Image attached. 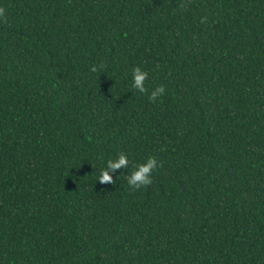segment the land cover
Segmentation results:
<instances>
[{
  "label": "trees",
  "instance_id": "trees-1",
  "mask_svg": "<svg viewBox=\"0 0 264 264\" xmlns=\"http://www.w3.org/2000/svg\"><path fill=\"white\" fill-rule=\"evenodd\" d=\"M0 264H264V0H0Z\"/></svg>",
  "mask_w": 264,
  "mask_h": 264
},
{
  "label": "clouds",
  "instance_id": "clouds-1",
  "mask_svg": "<svg viewBox=\"0 0 264 264\" xmlns=\"http://www.w3.org/2000/svg\"><path fill=\"white\" fill-rule=\"evenodd\" d=\"M93 72L97 71L96 67L92 68ZM147 79V73L141 71L140 68H136L133 72L132 87L138 90L140 93H145L147 89L144 86V82ZM165 88L163 86H157L151 91L148 99L151 102H155L160 96L164 95ZM162 165L158 161L157 157L150 156L146 162L137 165L134 170L126 177L127 184L134 190H139L152 183L153 172ZM129 167V157L124 153H119L116 159H109L106 162V167L100 172L99 181L101 184H113V175L117 169H125Z\"/></svg>",
  "mask_w": 264,
  "mask_h": 264
}]
</instances>
